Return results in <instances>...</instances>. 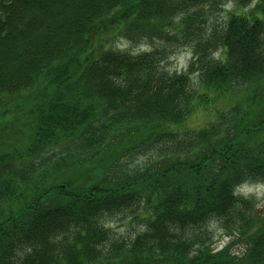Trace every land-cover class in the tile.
<instances>
[{"label":"trees","instance_id":"16d2710c","mask_svg":"<svg viewBox=\"0 0 264 264\" xmlns=\"http://www.w3.org/2000/svg\"><path fill=\"white\" fill-rule=\"evenodd\" d=\"M112 30L152 48L100 49ZM25 90L1 119L0 264H264V214L234 194L264 182V0H0V97Z\"/></svg>","mask_w":264,"mask_h":264},{"label":"rangeland","instance_id":"374dc122","mask_svg":"<svg viewBox=\"0 0 264 264\" xmlns=\"http://www.w3.org/2000/svg\"><path fill=\"white\" fill-rule=\"evenodd\" d=\"M232 8V4H228L225 6V8L219 12L212 11L209 13L206 17V21L204 22L209 28L218 25V27H221V24L223 21L227 18L228 10ZM110 32L105 38H101L99 45L102 46L100 49H105L108 47L112 48H119L122 50H130L132 52L136 51H142L144 49H151L152 44L147 43L146 41H132L127 38H125L122 35H117L114 33V30L107 31L106 33ZM114 35V36H113ZM177 44V43H176ZM175 43L172 47H165L166 52L169 51L168 57L166 60H163L162 64L168 68L169 70H183L187 67L189 59L191 57V52L183 49L181 46H177ZM176 45V46H174ZM161 46V45H159ZM219 53V52H218ZM215 55V54H214ZM217 55V53H216ZM193 84H197V78L196 75L194 78H192ZM21 95H26V90L22 91L20 94H14V95H5L0 97V127L3 117L4 111L10 110L14 104L18 101L23 100V98H20ZM235 102L232 97L224 98L221 101H216L214 104H217L218 107L223 108L224 106L231 105V103ZM212 115L206 112V110L202 107H199L197 110L193 112V114L189 117L187 120V125L189 126H195L197 125H205L209 118ZM0 132H3V136L6 134V131H4L3 128L0 129ZM14 138V137H13ZM21 141V139H25V142H28V138L25 134H20L18 137L14 138ZM146 155L139 154L134 159L131 160V162L128 164L130 167H132V164H141L143 160H146ZM247 196H253L256 197L258 200V210L260 213L264 214V187H261L259 189H255L253 191H250L246 194ZM256 200V199H255ZM134 211L127 212L126 214L118 213L116 215L107 217L106 224L111 227L113 230V233L115 235H122L126 237H132L138 230H141L144 227V221L143 218H141V215L139 218H134ZM209 226V233L211 235L210 240L215 241L216 245L223 244V242H226L225 238V232L224 228L220 225V223H216L214 221H211L208 223ZM240 245V244H237Z\"/></svg>","mask_w":264,"mask_h":264}]
</instances>
